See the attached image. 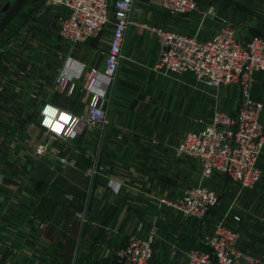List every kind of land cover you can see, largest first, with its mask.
Listing matches in <instances>:
<instances>
[{
    "label": "crops",
    "instance_id": "1",
    "mask_svg": "<svg viewBox=\"0 0 264 264\" xmlns=\"http://www.w3.org/2000/svg\"><path fill=\"white\" fill-rule=\"evenodd\" d=\"M197 1L195 11L174 14L162 0H134L132 17L201 37L224 24L242 37L264 34V0ZM7 3L0 16V264H119V249L153 226L149 264H189L187 251L208 248L206 237L222 217L241 232L239 246L264 264V147L254 187L223 173L207 180L219 191L218 204L222 192L231 195L232 209L218 205L187 217L160 202L200 182L198 159L176 147L211 121L213 103L235 114L239 88L228 93L191 73L156 69L157 33L131 23L114 84L101 99L108 122L56 139L40 126L41 106L60 107L57 130L70 112L89 111L93 89L104 83L112 25L72 41L60 33L63 5L0 0V11ZM252 96L264 102V70L255 73Z\"/></svg>",
    "mask_w": 264,
    "mask_h": 264
},
{
    "label": "built area",
    "instance_id": "2",
    "mask_svg": "<svg viewBox=\"0 0 264 264\" xmlns=\"http://www.w3.org/2000/svg\"><path fill=\"white\" fill-rule=\"evenodd\" d=\"M58 3L66 12L61 17L60 33L72 41H85L112 25L110 47L101 74L102 87L93 89L86 114L70 112L63 130L55 128L60 107L46 102L41 106L39 123L52 137L66 140L93 125L108 122L102 104L104 93L113 86L123 57L126 31L131 23H140L157 33L160 52L154 62L156 69L173 73H191L208 86L236 85L239 97L235 114L216 104L212 119L203 127L187 131L176 147L178 155H190L201 165L200 182L188 186L175 198L161 197L160 202L187 217H203L220 201L219 191L207 180L223 173L242 186L254 187L262 178L258 159L264 147V123L261 116L264 102L252 96L255 73L264 70V35L253 33L248 38L238 35L234 25L224 24L213 35L201 37L132 17L134 0H46ZM174 14H188L198 8L197 0H162ZM141 10V8L139 9ZM62 82L68 78L60 76ZM93 86V85H92ZM37 150H46L41 144ZM94 165L90 173L96 172ZM116 190L120 186L109 180ZM239 220L240 215L235 214ZM157 227L146 236L133 235L119 249L123 264H149L154 253ZM241 232L220 218L207 235L208 248L187 251L189 264H258V257L239 246Z\"/></svg>",
    "mask_w": 264,
    "mask_h": 264
},
{
    "label": "rangeland",
    "instance_id": "3",
    "mask_svg": "<svg viewBox=\"0 0 264 264\" xmlns=\"http://www.w3.org/2000/svg\"><path fill=\"white\" fill-rule=\"evenodd\" d=\"M222 87H223L224 89L227 88V89H228V93H229V92H232L233 89H235V90L238 89V87H237L236 85H227V86H222ZM227 89H226V90H227ZM215 105H216V103H213V104H212V107H211V108H212V109H211L212 111H213V107H214ZM220 193H221V192H220ZM221 200H222L221 203L218 204L219 206L217 205L218 208H223V210L225 209V211H226V209H229V210L232 209V207H231V204H232V202H231V200H232V199H231V195H229V194L227 195L226 193H223V192H222ZM226 206H227V208H226ZM228 207H229V208H228Z\"/></svg>",
    "mask_w": 264,
    "mask_h": 264
},
{
    "label": "water",
    "instance_id": "4",
    "mask_svg": "<svg viewBox=\"0 0 264 264\" xmlns=\"http://www.w3.org/2000/svg\"><path fill=\"white\" fill-rule=\"evenodd\" d=\"M8 5H9L8 3L5 4V6L3 7V9L0 11V16H1L2 11L6 10L8 8ZM119 264H123V262L121 261Z\"/></svg>",
    "mask_w": 264,
    "mask_h": 264
},
{
    "label": "trees",
    "instance_id": "5",
    "mask_svg": "<svg viewBox=\"0 0 264 264\" xmlns=\"http://www.w3.org/2000/svg\"><path fill=\"white\" fill-rule=\"evenodd\" d=\"M254 33H259V32H254ZM261 33V32H260ZM253 34V33H252ZM262 34V33H261ZM264 35V34H263ZM259 182V181H258Z\"/></svg>",
    "mask_w": 264,
    "mask_h": 264
}]
</instances>
